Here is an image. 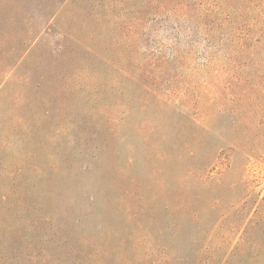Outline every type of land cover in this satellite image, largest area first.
<instances>
[{"label":"rangeland","instance_id":"1","mask_svg":"<svg viewBox=\"0 0 264 264\" xmlns=\"http://www.w3.org/2000/svg\"><path fill=\"white\" fill-rule=\"evenodd\" d=\"M0 264H264V0H0Z\"/></svg>","mask_w":264,"mask_h":264}]
</instances>
